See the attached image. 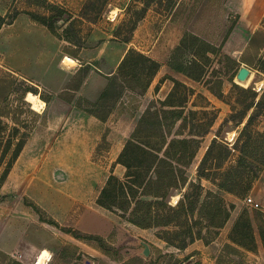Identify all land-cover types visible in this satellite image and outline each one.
Wrapping results in <instances>:
<instances>
[{
	"label": "rangeland",
	"instance_id": "obj_1",
	"mask_svg": "<svg viewBox=\"0 0 264 264\" xmlns=\"http://www.w3.org/2000/svg\"><path fill=\"white\" fill-rule=\"evenodd\" d=\"M53 5L67 11L55 25L57 32L63 35L64 28L71 25L67 35L72 42L79 43L75 46L63 41L61 42L63 51L66 47L77 52L99 47L96 52L82 54L86 58H92L93 64L98 68L102 63L113 64L117 61L108 56L112 42H117L116 46L119 52H122L128 43L124 40L128 39L131 42L130 48L147 51L155 58L164 60V64L170 61L179 63L189 72H197L189 61L198 60L204 72L199 81L181 72L173 75L177 80L192 87L195 94H200V96L187 94L181 108L182 116L186 118L185 122L182 119H175L171 112L164 114L162 111L163 108L168 110L169 107H164L160 101L165 99L173 84L168 80L165 85L167 88H161L157 92L156 86H159V81L166 76L165 68L161 66L152 80V85L150 84L148 90L141 95L125 88L119 94L111 93L99 101L100 105L97 107L83 102L84 107L93 112L101 114H105L106 111L112 112V121L121 113H128L129 117L122 126L125 131L129 129L132 131L138 119L148 111L134 139L137 144L148 141L152 146H156L161 140L160 132H163L167 143L172 137L196 140L197 142L193 141L191 144L196 152L188 164L182 165L175 160L177 157L165 156V143L158 154L159 157L172 162L180 170L176 171V177L173 179L164 178L160 182V192L164 195L156 198L161 204L166 205L162 207L160 205L159 211L163 219L169 223L141 228L128 220L131 216L130 211L125 212L117 206L127 205L128 197L114 198L116 205L111 208L96 202L101 188L111 174L122 180L126 192L130 195L134 192L135 199H131V203L133 202L131 208L135 206L133 204L136 200L140 201V206L147 200H153V197L144 195L142 189L132 183V177H126V167L116 161L123 147L117 151V147L112 146L110 140L105 138L107 129L105 137L99 141L91 157V161L104 171L98 173V183L94 184V188L88 187L86 191H90L89 197L93 198L91 203L94 202L96 214L106 220L98 223L97 229L105 234L106 242L116 249L113 251V258L90 247L81 248L79 245L81 239L68 241L61 234V246H56L54 253H49L48 264H70L72 258H78L80 264H100V260L105 258L110 262L107 264H264V240L259 231L260 225L264 228V137H255L256 139L250 137L249 140L248 136L256 130H264V111L258 115L249 131L237 139L245 122L244 120L237 124L238 114L242 112L243 104L251 96V93L242 91V88L253 90L257 95L256 99L264 91V34L260 33L254 45L250 47L248 41L245 42L243 39L239 45V48L243 49L231 55L229 52L232 51L231 46L234 44L224 42L229 35L227 32L234 15L223 5V0H0V88L1 96L7 97L0 98V118L6 124L0 153L14 126L19 132L14 134L15 137L9 136L13 142L15 138L23 137L24 133H28L27 141L35 128L46 125L47 114L43 109L40 112L33 109L26 100V94L29 91L41 94L39 96L45 101L51 97L49 92L41 89V86L48 85L47 80L54 70L58 73L56 48L60 39L51 34L45 26L31 20L29 13L48 16ZM258 29L264 31V15L254 31ZM186 31L213 44L217 52L207 53L209 57H202V48L199 46L195 49H190L189 46L182 47L175 52ZM226 55L236 61H230ZM243 58L247 59L248 63L243 61ZM73 65L75 63L71 64ZM241 66L249 69L248 82L244 83L242 82L244 80H238L236 77ZM86 68L88 67L76 69L69 87L75 83V79L87 72ZM32 76L36 80H31ZM218 79L222 81L224 100L217 98L207 89V86H213ZM116 89L119 90V86ZM155 110L162 115L159 126L153 116ZM191 110H196L197 114L194 115ZM15 119L18 123H14ZM196 120L202 124L199 133L191 125ZM43 130L39 132H45ZM213 138L223 142V146L228 148L230 153L226 159L218 156L219 158L212 162L211 159L207 161L206 168L209 170L218 166L212 180H209L198 175V165ZM35 140L34 156L43 150L42 145L38 143L41 138L36 136ZM241 150H246L244 153L246 166L238 158L242 154ZM217 152L215 148L212 154L215 156ZM9 153L10 151L0 162V172L6 165ZM140 157L141 155L137 156ZM44 158L47 168L41 174L22 173L18 171L19 168L10 176L8 173L5 186L0 187V216L6 215L8 218L10 214L24 215L26 206L28 210L34 211L25 203L27 201L25 198L38 203L26 195L25 186L35 179L44 182L48 190L46 195L50 199L57 198L56 193L62 189L66 190V194H70L68 188H64L65 185L74 186V181L77 182L79 178L70 177L71 175L63 168L57 167L56 162L59 158L50 151ZM129 160L130 162L135 160L131 154ZM184 160L188 161L186 158ZM33 161L36 162V159ZM135 169L129 171L135 173L137 171ZM223 174L226 177L232 175L233 181L239 179L234 182V192L219 187L218 182L223 178ZM151 176H154V171H151ZM42 194L43 190L38 188L36 196L40 198ZM247 197L257 202L258 207L254 208L247 204L245 200ZM208 202L217 203L221 208L228 210L229 215L220 227L211 225L203 213L207 210ZM22 204H25V207ZM245 211L249 213L251 219L255 238L253 249L237 245L229 237L234 223ZM70 215L77 218L78 212L72 210ZM219 220L214 219V224ZM73 222L75 220L63 223L62 226L73 228L79 234H90L74 227ZM91 234L101 236L98 233ZM142 243L149 247L147 256L143 255ZM227 243L232 244L236 250L225 247ZM94 244L92 242L89 245L94 247Z\"/></svg>",
	"mask_w": 264,
	"mask_h": 264
},
{
	"label": "crops",
	"instance_id": "obj_2",
	"mask_svg": "<svg viewBox=\"0 0 264 264\" xmlns=\"http://www.w3.org/2000/svg\"><path fill=\"white\" fill-rule=\"evenodd\" d=\"M223 5L234 16H237L236 22L224 42V44L228 42L234 44V46H231L232 51L229 52L231 55H234L243 49L242 47L239 48L242 40L245 39V42H247L256 26L262 20L264 15V0H223ZM63 41L65 40H58V47L56 48L58 57L56 69L58 73L54 70V73L50 74L47 80L48 85L41 86V89L43 88L51 95L48 101L43 100L44 105L42 109L47 114L46 125L45 127L35 128L31 133L15 160L9 176L14 170L17 171V168L22 173L41 174L47 168V165L43 161V159L45 160L44 157L49 151L55 154L59 158L56 162L57 167L63 168L64 171L71 175L70 177L79 178L77 182L74 181V186L65 185L64 188H68L67 190H69L70 194H66V190L62 189L61 192L58 191L56 193L58 199L54 197L50 199L46 195L48 190L45 188L44 182L35 179L25 186L26 195L37 201L60 226L63 223L75 220L73 222L74 227L82 229L86 233H98L105 238V234L100 232L97 226L98 223L106 220L99 218L96 214L93 206L94 202L93 204L91 203L93 198L89 197L90 191H86L88 187L89 189L90 187L94 188V184L98 183V173L104 171L99 165L91 161V157L99 141L103 136L105 137L107 129L105 138L110 140L113 147H117V151L121 150L124 144L122 142L129 138L132 132L130 129L125 131L124 127H122L129 115L128 113H121L112 121L111 117L113 113L111 112L105 120H101L77 106V100L79 97H82L89 102L99 101L103 90L109 82L108 77L116 74L117 67L130 48L131 42L127 43V47L122 52H119L120 50L116 46L117 42H112L111 51L108 56L117 61L113 64L102 63L100 68H98L93 64L92 58H86L82 54L96 52L100 49L99 47L83 49L77 52V56L74 57L63 51V44L61 43ZM141 52L155 59L160 63L161 67L165 68L166 76L159 81L160 85L156 86L157 92L161 88H167L165 85L170 80L167 77L168 75L173 77L175 73L180 74V72L173 70L167 63L164 64V60L155 58L147 51ZM65 55L72 57L75 65L67 66L63 64V57ZM84 66H87L89 69H87L83 79L81 81L75 79V83L69 87L76 69ZM32 79H35L34 76L31 77ZM150 84L152 85V81ZM48 127L50 128L49 130L42 129ZM41 130L45 132H39ZM43 133L44 135H41ZM36 136L41 138V140H38V143L42 145L43 150L41 149V152L34 156L35 151H33V146L36 142ZM34 159H36V162L33 161ZM6 181L3 183V187ZM38 188L43 190L40 198L36 196ZM22 205L24 206L25 204ZM72 210L75 213L78 212L77 218L71 217L70 211ZM23 213L24 215L10 214L11 216L7 215L8 218L6 215L0 216V252L6 254L9 258L22 264H34L36 257L42 249H46L52 254L54 253V249L57 248L56 246H61V234L64 235V239L75 241L76 238L70 233L41 221L34 211L28 210L27 206ZM81 244L85 246H81ZM79 245L81 248L90 247L94 251L99 252V250L84 241H80ZM79 261L78 258H72L70 264H80ZM46 262L48 264V260ZM99 263L107 264L110 262L105 258L100 260Z\"/></svg>",
	"mask_w": 264,
	"mask_h": 264
},
{
	"label": "trees",
	"instance_id": "obj_3",
	"mask_svg": "<svg viewBox=\"0 0 264 264\" xmlns=\"http://www.w3.org/2000/svg\"><path fill=\"white\" fill-rule=\"evenodd\" d=\"M51 14L48 16L45 15H39L34 13H29L31 20L45 26L51 34H53L55 37L59 38L60 40H65L69 44L79 45L72 42L70 39V36L68 34V29H70L71 25H68L63 30V35L59 34L57 32L55 25L57 22L64 17L65 14H67V11L64 8H61L59 6H51ZM237 19V16H234L230 20L229 24V30L227 33H230L233 25L235 24ZM264 34V31L261 29H258L254 31V33L250 36L248 39V46H253L256 38L259 36V34ZM226 38V37H225ZM125 42H129L128 39L124 40ZM187 42H190L188 45ZM190 49H195V47H201L202 50V57H209L207 56V53H215L217 52V49L213 44H210L200 38L199 36L186 31L184 32L183 36L180 39L179 46L175 49V52L182 47H188ZM69 50V51H68ZM64 52L76 57L77 51L70 50L69 48H65ZM197 53V52H196ZM245 51L243 52V54ZM242 54V55H243ZM227 58L231 61H236L230 56L226 55ZM243 61L248 63V60ZM190 65H192L193 68L197 69L196 71H188L185 70L181 64L175 63L174 61H170L168 65L175 71L181 72L185 74L186 76L192 78L193 80L199 81L203 75V68L201 64L198 62V60L191 59L189 61ZM160 67V63L156 61L155 59L145 55L141 51L135 49V48H129L125 55L123 56L122 60L120 61L116 74L108 77L109 82L105 89L103 90L101 97L99 101L109 96L111 93L119 94L121 91H123L125 88L129 89L132 92L137 93V95H141L144 93L147 88L149 87L153 77L157 73L158 69ZM88 68H86L87 70ZM86 73V72H85ZM85 73L81 75V77L78 78V80H82ZM172 81V87L168 94L166 95L165 99L161 100V104L164 107H169L168 110H165L163 108V113L166 114L168 112H171L174 114L175 119H182L183 122L186 121V118L183 117V111L181 110L183 103L185 102L188 95H197L200 96V94H195V90L192 87L187 86L183 82L177 80L174 77L167 76ZM121 83H120V82ZM119 86V90L116 89V87ZM235 87H238L237 84H234ZM157 88V87H156ZM207 89L212 92L213 95H215L217 98L224 100L223 91H222V81L221 80H215L213 86H207ZM242 91H246L251 93V96L247 102L243 104L242 112L238 114V121L237 124H241L244 120V124L239 132V135L237 139L242 137L246 132L249 131L252 123L256 120L258 115H260L264 111V91L261 93V95L257 98V95L255 92L251 89L242 88ZM2 90L0 88V98L6 99L7 97L1 96ZM41 96V94H39ZM182 95V96H181ZM180 99V100H177ZM97 102H89L85 98L79 97L77 100V106L85 110L87 113H90L94 115L95 117L105 120L107 115L109 114L107 111L105 114H101L99 112H93L87 107H84L83 102H86L92 107H97L99 103ZM228 103V102H227ZM233 111V109H232ZM250 111V112H249ZM191 113L194 115L197 114L196 110H191ZM148 113L146 111L137 121L136 126L133 128L129 138L125 141L124 146L118 155L117 162L123 164L126 169V177H132V183H135L137 187L141 188L144 195L153 197V200H147L145 203H143L141 206L140 201L134 202V207L131 208V199H135L134 192L130 193L125 191L124 184L122 180H120L118 177H115L114 175H109L105 185L101 188L96 202L100 204L101 206H104L106 208H111L112 206L116 205L114 198H117L118 196L128 197V203L127 205H117L119 208L123 209L125 212L130 211V217L128 220L132 222L133 224L142 227V228H148L151 226H161L168 224V221H165L163 219L161 212L159 209L165 204H161L159 200H156V198L161 197L164 194H161L160 192V182L165 179H173L176 177V171H180L179 168H176L172 162L167 161L165 158L159 157V153L164 148L165 143L166 147L164 149V153L166 157L169 158H175V160L178 163L188 164L189 160H191L196 152V149L193 148L191 145L193 141L197 142L194 139L190 138H178V137H172L169 139L168 143L166 135L163 132H160L161 140L160 143L156 146H152L148 141H144L141 143H138L134 141L136 139V134L138 132L139 126L143 122V118ZM153 116L156 120L157 125H161V119L162 115L155 110L153 112ZM233 117V116H232ZM18 120L15 119L14 123H18ZM184 124V123H183ZM192 127H194L196 132H200L199 128L202 125L198 120H196L193 124H191ZM5 127L6 124L4 121L0 118V147L2 146V138H4L5 135ZM19 131L14 126L13 130L8 134L7 143L2 147L1 153H0V162L4 158V156L10 151L8 160L6 162V165L4 169L0 172V187L2 186L3 182L5 181L11 167L13 166L15 160L19 156L20 152L22 151L26 139L28 137V133H24L23 137L21 138H15V142H13L12 138H9L10 135L17 134ZM249 140L251 138L255 137H264V130H256L253 134L249 133ZM15 137V135H14ZM251 137V138H250ZM236 139V140H237ZM256 139V138H255ZM192 146V147H191ZM195 146V145H194ZM193 148V149H192ZM217 148L218 154L213 155V150ZM243 151V152H242ZM133 159H135L133 162H130V154ZM230 150L223 146V142H219L216 138H213L209 146L207 147L199 165H198V175L205 179L212 180L214 174L216 173V169H218V166L211 167L210 170L207 169V161L210 160H216L219 158L218 156H222L223 159H226V157L229 155ZM241 155L238 157L241 163L246 166V162L244 160L245 156L244 153H246V150H241ZM138 155H141L140 158H137ZM177 155V156H176ZM129 156V158H127ZM187 159L188 161H185L184 159ZM264 163V162H263ZM216 164V163H215ZM239 164V165H242ZM132 168H136L135 173H131L129 170ZM151 171H154V176H151ZM228 172V171H227ZM222 172H220V175ZM226 174V173H224ZM223 174V175H224ZM228 174V173H227ZM223 178L218 182V185L220 188L229 191L234 192V182L238 181L239 179L233 181L232 175L230 176H222ZM185 180V178H182ZM175 180V179H174ZM172 180V181H174ZM176 182V180L174 181ZM27 205H29L34 212L38 215L39 219L43 222H46L50 225H53L57 228H60L61 230L70 233L75 238L81 239L82 241L90 244L94 242V247L101 251L102 253L106 254L107 256L113 255L114 246L106 242V240L99 235L94 234H79L75 230L65 228L63 226H60L58 222H56L51 215H49L41 206L34 203L33 201L29 200L28 198H25ZM127 202V201H126ZM161 205V207H160ZM171 208V206H167ZM206 211L203 213L205 214L206 218L208 219L209 223L211 225L215 226H221L224 223V220L228 217L229 213L227 208H221V206L217 203H211L208 202L206 206ZM219 218V222L217 224H214V219ZM259 231L261 236L264 240V228L260 225ZM252 224L251 219L249 216V213L247 211L243 212V216L241 215L237 221L234 223L229 237L233 243H236L237 245H242L245 248L253 249L254 248V242L255 238L252 233ZM247 240L246 242L243 240ZM143 247V245L141 244ZM225 247H229L232 250L234 246L232 244L227 243ZM115 253V252H114ZM113 258V257H112ZM0 264H22L20 262H17L11 258H9L6 254L0 252Z\"/></svg>",
	"mask_w": 264,
	"mask_h": 264
},
{
	"label": "bare ground",
	"instance_id": "obj_4",
	"mask_svg": "<svg viewBox=\"0 0 264 264\" xmlns=\"http://www.w3.org/2000/svg\"><path fill=\"white\" fill-rule=\"evenodd\" d=\"M63 63L67 66H71V64L74 63V59L69 55H65L63 57ZM248 80H250L249 76L242 82L245 83L248 82ZM26 100L30 102L32 108L35 109L36 111L41 110L42 106L44 105V102L41 99V97L31 91H29L26 94ZM49 256H50L49 252L46 249H42L41 252L36 257L34 264H46L47 263L46 261L49 260Z\"/></svg>",
	"mask_w": 264,
	"mask_h": 264
},
{
	"label": "water",
	"instance_id": "obj_5",
	"mask_svg": "<svg viewBox=\"0 0 264 264\" xmlns=\"http://www.w3.org/2000/svg\"><path fill=\"white\" fill-rule=\"evenodd\" d=\"M249 76V69L245 66H241L238 69V72L236 74V77L238 80H245ZM143 245V255L147 256L149 254V247L147 244L142 243Z\"/></svg>",
	"mask_w": 264,
	"mask_h": 264
},
{
	"label": "built area",
	"instance_id": "obj_6",
	"mask_svg": "<svg viewBox=\"0 0 264 264\" xmlns=\"http://www.w3.org/2000/svg\"><path fill=\"white\" fill-rule=\"evenodd\" d=\"M245 200L247 204H250L252 207L254 208L258 207V203L253 201L251 197H247Z\"/></svg>",
	"mask_w": 264,
	"mask_h": 264
}]
</instances>
